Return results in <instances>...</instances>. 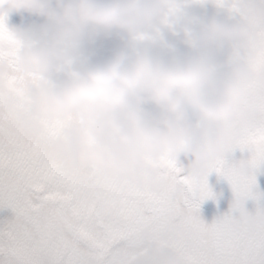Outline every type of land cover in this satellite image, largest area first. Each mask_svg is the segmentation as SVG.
<instances>
[{"label":"clouds","instance_id":"clouds-1","mask_svg":"<svg viewBox=\"0 0 264 264\" xmlns=\"http://www.w3.org/2000/svg\"><path fill=\"white\" fill-rule=\"evenodd\" d=\"M174 4L0 0V14L44 21L43 30L35 33L10 29L24 41L15 54L16 68L38 81L25 89L29 103L24 112L16 111L11 97L0 110L14 116L11 126L24 138L38 137L41 121L71 113L77 122L40 147L43 159L59 160L65 168L93 166L118 183L152 193L160 189L162 173L150 161L167 156L185 173L199 175L252 123V109L244 101L253 79L264 82V72L253 71L258 48L248 38L264 25V0H239L238 14L193 18L187 9L174 13L173 30L187 37L185 50L150 29ZM146 32L151 39L137 38ZM113 34L120 42L105 54L90 51ZM233 45L244 50L241 58H229ZM218 51L227 57L223 62ZM86 192L95 196L99 189L89 185ZM235 210L249 229L264 225V208L249 214L244 201H237ZM171 231L177 240L185 236L178 227ZM139 235L147 237L144 230ZM151 251V264H179L173 252L157 245Z\"/></svg>","mask_w":264,"mask_h":264},{"label":"snow or ice","instance_id":"snow-or-ice-1","mask_svg":"<svg viewBox=\"0 0 264 264\" xmlns=\"http://www.w3.org/2000/svg\"><path fill=\"white\" fill-rule=\"evenodd\" d=\"M213 2L226 14L240 11L239 0ZM183 7L175 0L150 29L171 27L173 14ZM6 16L0 14V104L11 97L22 113L29 103L25 89L38 78L16 68L15 54L24 41L7 27ZM248 39L258 48L253 71L264 72V25ZM243 55L233 45L229 58ZM244 106L252 109L251 125L199 175L185 173L167 156L150 161L162 173L155 193L118 183L93 166L69 169L59 160L43 159L41 145L77 122L71 113L41 121L40 135L24 138L11 126L14 116L0 110V264H151L152 245L175 253L179 264H264V225L249 229L231 215L237 201L262 198L255 172L264 164V82L253 79ZM235 150L247 152L248 159L228 163L226 156ZM211 172L228 182L234 200L228 214L206 224L199 209L205 199H215L207 183ZM89 185L98 194L87 193ZM174 227L185 233L182 239L174 238Z\"/></svg>","mask_w":264,"mask_h":264},{"label":"rangeland","instance_id":"rangeland-1","mask_svg":"<svg viewBox=\"0 0 264 264\" xmlns=\"http://www.w3.org/2000/svg\"><path fill=\"white\" fill-rule=\"evenodd\" d=\"M182 2L184 3L183 9H187L193 18H199L208 13L223 12L215 6L213 0H182ZM157 21L158 18L153 22V25H156ZM5 23L9 29L16 28L20 31L33 33L42 31L44 28L43 18L29 16L27 14L17 15L16 13H9L6 16ZM173 28V25L171 27L162 26L159 28V31L161 35L166 38V41L174 45L177 50H185L188 46L187 37L182 33H176ZM119 42V35L113 34L107 39L98 41L90 51L95 53L96 56H101ZM161 48L167 51V43L161 44ZM218 58L220 62H223L227 57L223 52L218 51ZM145 107L151 110L150 105H146ZM248 156L249 154L247 152L242 153L239 150H235L226 156V161L230 164H235L247 160ZM180 159L183 160V157ZM255 176L257 182L256 190L262 194V198L255 201L249 198L244 201V207L249 214H254L258 207H264V164L259 166L255 172ZM207 183L214 193L215 199H205L201 202L199 216L206 224H210L214 219L230 212V205L234 200V196L228 182L222 177V182L220 184V176L215 172L208 174ZM203 204L208 206L206 210L203 208ZM231 215L233 217H238V213L235 209H231Z\"/></svg>","mask_w":264,"mask_h":264},{"label":"flooded vegetation","instance_id":"flooded-vegetation-1","mask_svg":"<svg viewBox=\"0 0 264 264\" xmlns=\"http://www.w3.org/2000/svg\"><path fill=\"white\" fill-rule=\"evenodd\" d=\"M221 182H222V176H220V184H221ZM203 205H204V204H203ZM203 205H202V206H203ZM203 208L206 210V209L208 208V206H205V205H204Z\"/></svg>","mask_w":264,"mask_h":264}]
</instances>
